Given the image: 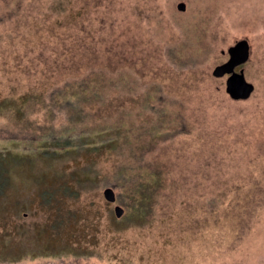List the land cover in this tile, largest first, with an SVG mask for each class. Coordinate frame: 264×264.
<instances>
[{"label":"rangeland","instance_id":"rangeland-1","mask_svg":"<svg viewBox=\"0 0 264 264\" xmlns=\"http://www.w3.org/2000/svg\"><path fill=\"white\" fill-rule=\"evenodd\" d=\"M241 38L234 100L212 70ZM119 115L125 150L72 146ZM6 148L0 264H264V0H0Z\"/></svg>","mask_w":264,"mask_h":264},{"label":"trees","instance_id":"trees-1","mask_svg":"<svg viewBox=\"0 0 264 264\" xmlns=\"http://www.w3.org/2000/svg\"><path fill=\"white\" fill-rule=\"evenodd\" d=\"M98 80H99V78L96 77V79L94 80V82H95L94 87H98V86L102 85V82L100 83V81L96 83V81H98ZM119 80L120 79H118V81ZM91 81H92V79L90 78V74L88 73L83 78V80H81L80 86L83 87V89L84 88L87 89V87H88V85H90ZM103 81H108L109 83H112L115 81V79L114 78H111L109 80L104 79ZM115 82H117V81H115ZM95 93L100 95L99 90L95 91ZM78 100L79 101L86 100V98H82V99H78ZM79 101H76V102L80 103ZM145 105H147V104H145ZM122 117H123L122 115H119V119L117 122L109 123L107 126L101 128L100 130L97 131L96 134H94L92 136H87L85 134L86 132L82 133L80 136H78L79 145L77 143V144L72 145V146L75 149H78V146H87L88 149L90 148L94 151L101 150L104 148L105 149L108 148L109 150H111V151L113 150L115 152H121V151L125 150L126 148H128V146L132 142V134H134L135 136L137 135V137H139L141 135V132L138 131L139 126H137V125L126 126L124 119H122ZM151 126H156V125L153 123V125H151ZM146 143H147V141H146ZM67 148H69V147L68 146L63 147V149H67ZM41 150L42 151L44 150L47 152L49 151L46 148V146L41 148ZM19 157H21V156H17L16 154H12V152H10V150L7 148L4 150H0V202H1V200L6 198L5 192H6V188H7L8 184H9V175H8L9 170H8L7 164L10 163L11 161H16V162L21 161L22 159H20ZM118 169H119L118 171H119L120 175H123V173H125L124 177L126 178V180H132L130 178L136 177V176L138 177V179H140L139 184L136 185L137 192H139L140 190L152 188V187H154V184H158V182H157L158 177L157 176L154 177L153 175L147 173V171L141 170L139 166L134 170L132 168L131 164L129 163V161L128 162H125V161L120 162ZM151 176H153L154 179H152ZM148 200H149V195L148 196H145V195L140 196L138 198V201L141 204H144L145 201H148ZM143 216H144V214H143ZM16 232H18V231H16Z\"/></svg>","mask_w":264,"mask_h":264},{"label":"water","instance_id":"water-1","mask_svg":"<svg viewBox=\"0 0 264 264\" xmlns=\"http://www.w3.org/2000/svg\"><path fill=\"white\" fill-rule=\"evenodd\" d=\"M178 10L185 9V3L179 2L177 4ZM228 58L226 61L216 65L212 70V75L215 77L226 76L225 79V91L234 100L246 99L253 91V84L249 82L244 75L243 68L237 67L244 64L250 53V47L247 39L241 38L234 42V44L227 48ZM103 196L108 202L115 201V193L112 187L107 186L103 189ZM113 211L116 217H120L123 214V208L116 204L113 207Z\"/></svg>","mask_w":264,"mask_h":264},{"label":"flooded vegetation","instance_id":"flooded-vegetation-1","mask_svg":"<svg viewBox=\"0 0 264 264\" xmlns=\"http://www.w3.org/2000/svg\"><path fill=\"white\" fill-rule=\"evenodd\" d=\"M46 243H48V244H52L51 242H46ZM35 244H37V246L41 248V247H43L42 244H44V243H42L41 240L38 239V240L35 242Z\"/></svg>","mask_w":264,"mask_h":264}]
</instances>
